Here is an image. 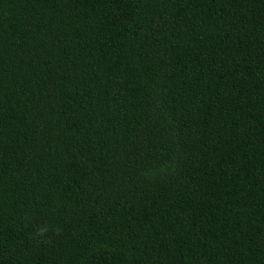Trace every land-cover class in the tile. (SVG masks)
I'll return each mask as SVG.
<instances>
[{"label": "trees", "instance_id": "trees-1", "mask_svg": "<svg viewBox=\"0 0 264 264\" xmlns=\"http://www.w3.org/2000/svg\"><path fill=\"white\" fill-rule=\"evenodd\" d=\"M0 264H264V0H0Z\"/></svg>", "mask_w": 264, "mask_h": 264}]
</instances>
